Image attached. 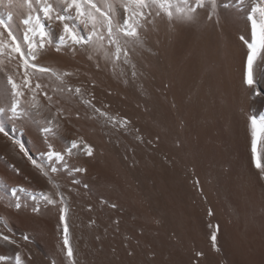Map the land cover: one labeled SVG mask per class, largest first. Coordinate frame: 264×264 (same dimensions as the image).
I'll use <instances>...</instances> for the list:
<instances>
[{"label": "bare ground", "instance_id": "obj_1", "mask_svg": "<svg viewBox=\"0 0 264 264\" xmlns=\"http://www.w3.org/2000/svg\"><path fill=\"white\" fill-rule=\"evenodd\" d=\"M21 2L12 0L7 11L26 50V26L17 28L28 15L26 7L15 6ZM94 2L105 10V0ZM108 2L117 4L122 22L126 13L118 0ZM7 3L0 2V15ZM252 6L253 0H217L212 19L206 4L191 23L157 16L153 8L139 29L142 43L130 41L127 58L122 52L118 60L106 32L102 51L70 41L57 51L45 41L35 62L55 69L63 82L50 74L31 76V85L20 89L31 115L13 121L0 114V232L15 241L0 240V256L8 258L0 264H16L17 253L23 264H264V173L255 165L249 120L264 112V99L251 97L244 83ZM254 18L259 24V13ZM36 31L35 37L28 33L33 48L42 30ZM46 31L55 41L62 25L53 20ZM0 38L15 47L6 33ZM7 51L0 56V106L9 102L6 76L23 83V62L15 53L9 60ZM257 80L264 89V60L257 61ZM36 82L41 89L33 90ZM34 102L38 107L31 109ZM48 121L56 151L82 139L65 161L86 172L70 173L59 163L50 171L39 130ZM256 139L261 160L264 135L258 131ZM11 188L20 209L12 206L17 198ZM41 193L57 204H46ZM65 206L71 258L60 220Z\"/></svg>", "mask_w": 264, "mask_h": 264}, {"label": "snow or ice", "instance_id": "obj_2", "mask_svg": "<svg viewBox=\"0 0 264 264\" xmlns=\"http://www.w3.org/2000/svg\"><path fill=\"white\" fill-rule=\"evenodd\" d=\"M2 2V0H0ZM243 3V0H240ZM211 7V12L208 15V19L216 14L217 0H127V3H119L118 6L123 9L126 15L123 16L122 22L117 19V4L109 3L105 0V10H102L94 0H22L21 3L16 4L18 8H27L28 15L19 21L17 28L20 24L26 26V31L24 32V43L28 45L27 49H22L20 42L16 40L13 28V24L16 23L14 14L11 11H7V8L12 7V0H8L7 5H5L6 11L3 15H0V37H3L6 33L7 37L11 38L15 47L6 43L4 39L0 38V56L5 55V50L7 49V55L9 60L13 58V53L18 54L20 61H22V66L24 68L23 72V83L17 84L13 79L12 75L6 76L7 85L10 86L8 91V104L0 106V114L4 115L10 120H19L24 117L31 115L29 109L25 108L21 102V97L24 96L21 88H27L31 85V76H35L37 73L41 75L50 74L54 76L57 80L62 81V75L59 74L55 69L42 67L35 61L37 60L39 50L46 47L47 44L55 43L57 45L56 50H60V46H68L69 41L73 46L79 45L81 47H94L97 51H102L104 48L103 41L105 40V32L107 34V40L109 44L115 46V57L118 60L121 53L127 58L128 50L127 45L131 41L133 43H142L140 38L139 29L144 25L142 21H146L149 16H151L152 9H159L155 12V15L159 16L161 13L166 15L169 20H173L180 23H191L197 19V10L199 8L205 7V5ZM228 5L225 4L224 7ZM35 12L36 15L33 16L31 13ZM73 13H75L73 15ZM259 13V24L254 18L255 14ZM42 14V16H41ZM248 20L251 21V38L249 40H244L248 48L246 71L244 74V83L250 89V96L254 98L264 99V89L258 87L257 80V61L264 60V0H260V3H256L253 0V6L251 12L248 14ZM55 20L62 25V32L55 38V41L51 38L50 34L46 29L50 26L51 22ZM91 25V31L84 33V29H87ZM100 25L102 31H97V25ZM82 26V27H81ZM41 29L40 40L36 48H33L32 42L29 38L28 33L31 32L35 37L37 35V29ZM121 38H123V44H121ZM127 62V59L125 60ZM31 69V75L29 73ZM2 61H0V71H2ZM63 75H68L64 73ZM135 75V73H133ZM42 85L36 82L34 89H41ZM72 91L71 88L68 89ZM81 89L76 88L75 92L80 93ZM46 95V93H45ZM35 96H33V101H35ZM51 97L48 100L51 101ZM85 103H89L85 101ZM38 103L34 102L30 105L31 109H36ZM99 112V109H96ZM101 115H107L106 113H101ZM110 120H114V117H109ZM250 126L252 130V152L254 154L255 165L258 169H261L264 173V157L261 160H256L257 152V132L259 131L264 135V112L258 115H251L249 117ZM52 121H48L45 126L39 127L41 133L44 134V141L47 144L48 151L42 153L43 156L47 158L49 163V168L51 172H57V164L61 165L64 169L71 172H86V169L75 167L69 168L65 161V155H71L74 150L81 148L83 142L78 143L76 140L70 142V145L63 151H56L53 144L49 143V136H55L53 128L47 125H51ZM127 123V121H124ZM0 132H4V128L0 127ZM7 135V133H5ZM16 143V141H13ZM86 150V154L91 156L93 154V149L91 145H83ZM21 150L23 146L21 145ZM27 155V153H25ZM29 159L32 161L33 165L40 169L41 173L48 176V172L45 171L44 167L36 162L31 156ZM14 167V166H13ZM19 172V169H15ZM49 182L52 183L51 178ZM74 183H79V181H73ZM54 187H59L54 185ZM87 187V185H85ZM24 191V189H20ZM11 194L16 197V201L13 203L16 209H20L22 204L19 202V197L17 195V189L11 188ZM56 195L60 196V203H64V198L61 193L57 192ZM33 200L36 199L35 196L32 197ZM42 200L49 205L57 204V200L53 199L50 195L41 193ZM115 207V205H112ZM33 211H39V207H34ZM61 215L60 220L64 222V245L67 248V255L69 258L73 256L71 247L68 241V226L65 220V213L67 211L66 206L60 209ZM0 222H4V218L0 217ZM25 240L28 239L27 236L24 237ZM0 240L6 243L14 244L15 241L11 239L9 235H5L0 232ZM213 242V247L215 248L216 242V232H213L211 236ZM202 255V253H198ZM8 258L5 256H0V261H5ZM16 264H23L20 254L17 253L15 257Z\"/></svg>", "mask_w": 264, "mask_h": 264}]
</instances>
